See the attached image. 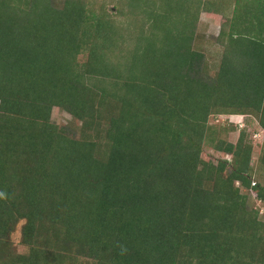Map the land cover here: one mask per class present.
I'll return each instance as SVG.
<instances>
[{
  "label": "trees",
  "instance_id": "trees-1",
  "mask_svg": "<svg viewBox=\"0 0 264 264\" xmlns=\"http://www.w3.org/2000/svg\"><path fill=\"white\" fill-rule=\"evenodd\" d=\"M115 2L133 47L83 0H0V234L16 213L26 245L44 221L59 240L16 264H57L65 243L102 264H264V220L247 205L250 190L264 202V181L245 131L216 145L231 158H202L209 114L260 113L264 129V33L220 13L227 55L211 83L192 45L211 10ZM55 106L84 122V139L49 122Z\"/></svg>",
  "mask_w": 264,
  "mask_h": 264
},
{
  "label": "rangeland",
  "instance_id": "rangeland-1",
  "mask_svg": "<svg viewBox=\"0 0 264 264\" xmlns=\"http://www.w3.org/2000/svg\"><path fill=\"white\" fill-rule=\"evenodd\" d=\"M63 1L64 0H52L57 7H62ZM115 1L116 0H83V2L87 3V10L97 15L96 20L102 14H108L114 23H117L116 28L118 31L116 32L117 35H114V38L119 39V34L121 33L120 28L126 29L124 34L128 35L129 38L127 44L133 47L134 39L131 38L130 34H126L129 26L125 25V18H119L120 15H116L118 10L116 8L112 9L111 7V3L113 5V3H116ZM145 2L146 1H144V3ZM170 2V4H167L166 0H164V7L168 8V5H170L173 9L177 8L176 10L181 11L183 4H192L195 2L198 4L201 3L207 10H211V12L215 14L220 15V13H222L225 15L226 12H231L233 16H236V20L234 21L235 24H243L246 22L247 24L249 23L255 26L249 29L248 32L246 31L247 33L245 34L248 36L260 35V32L264 33V0H246L245 2L243 0H170ZM236 5L239 6L238 10L235 8ZM222 23L221 17L217 18V16L213 15H204L202 12L199 24L197 22V25H195L196 35L192 45L196 52L203 54L204 61L201 66V76L205 81L211 83L216 82L222 65V58L227 55V48H225L224 44L218 39ZM224 26L226 27V23H224ZM246 42L247 45L256 43L249 39H246ZM120 45H122L121 42L118 43V46ZM126 45L123 46V49H125ZM87 59V51L79 53L77 57V67L79 68V66H82L83 68ZM87 84L91 86L92 82H88ZM247 113L248 114L245 115L209 114L207 121L208 133L202 146V158L212 162L214 165H217L221 158H231L218 151L216 145H218V143H232L235 145L240 138L241 131H245L247 139H245L244 145H249L250 143L252 147V158L250 163L255 170L253 178L255 181L263 183L264 166L262 163L259 164V161H261L260 156L264 153V146L262 147L261 145L264 141V129L260 125L261 114L251 111H247ZM107 114L109 116L111 114L113 116L115 115L113 111L107 112ZM49 122L58 129H63V133H67L66 136L68 137L84 139L82 138V134L84 133V122L78 120L61 107L55 106L52 108ZM237 185H239V183H237ZM242 191L243 193H247L245 189H242ZM248 194V209L250 211L253 209L258 210V217L264 220V202L256 200L251 190L248 191ZM17 208L20 210L21 205H18ZM26 223L27 220L19 217L16 213L6 222V229L0 234V264H16V261L19 260L20 257L30 254L32 247L38 246L37 241H39V246L44 250L49 248L58 251L57 242L59 240H55L58 234L57 227L52 226L50 222L47 221L39 223V226L37 224L38 229H40L38 234L40 235L36 233V241L34 245L31 246L23 242ZM65 245L69 250L66 251V249H62V251H60L63 257L56 261L57 264H102L94 258V256L89 255L87 249L81 248L80 245L73 246L67 243H65Z\"/></svg>",
  "mask_w": 264,
  "mask_h": 264
},
{
  "label": "crops",
  "instance_id": "crops-1",
  "mask_svg": "<svg viewBox=\"0 0 264 264\" xmlns=\"http://www.w3.org/2000/svg\"><path fill=\"white\" fill-rule=\"evenodd\" d=\"M204 15H213V16H217V18H220L221 17V20H222V14H215V13H212L211 11H208V12H203Z\"/></svg>",
  "mask_w": 264,
  "mask_h": 264
}]
</instances>
